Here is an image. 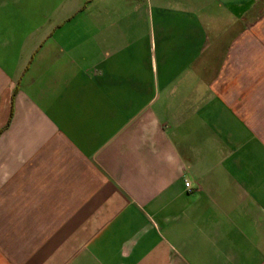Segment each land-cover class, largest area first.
<instances>
[{
	"label": "crops",
	"instance_id": "crops-1",
	"mask_svg": "<svg viewBox=\"0 0 264 264\" xmlns=\"http://www.w3.org/2000/svg\"><path fill=\"white\" fill-rule=\"evenodd\" d=\"M0 264H264V0H0Z\"/></svg>",
	"mask_w": 264,
	"mask_h": 264
},
{
	"label": "built area",
	"instance_id": "built-area-1",
	"mask_svg": "<svg viewBox=\"0 0 264 264\" xmlns=\"http://www.w3.org/2000/svg\"><path fill=\"white\" fill-rule=\"evenodd\" d=\"M185 186L188 187L189 186V182L185 181Z\"/></svg>",
	"mask_w": 264,
	"mask_h": 264
}]
</instances>
